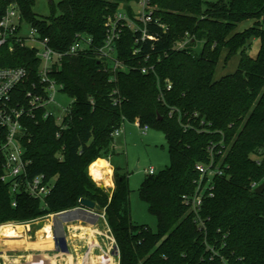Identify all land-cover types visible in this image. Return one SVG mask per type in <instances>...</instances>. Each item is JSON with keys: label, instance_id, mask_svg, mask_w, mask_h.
<instances>
[{"label": "trees", "instance_id": "16d2710c", "mask_svg": "<svg viewBox=\"0 0 264 264\" xmlns=\"http://www.w3.org/2000/svg\"><path fill=\"white\" fill-rule=\"evenodd\" d=\"M10 4L54 51L64 53L78 36L92 45L88 54L63 56L52 72L73 99L61 125L41 112L26 122L28 176L43 175L48 195L43 202L19 195L12 207L0 181V226L70 211L85 198L103 212L119 264H264V190L254 192L264 183V0H150L144 40L120 28L116 57L126 70L115 72L104 70L96 50L109 18L123 12L133 19L134 0H57L45 18L33 12L35 0H0V18ZM252 39L259 41L255 57L246 52ZM221 61H233L232 71L218 74ZM18 66L29 74L21 88L37 82L34 50H0V67ZM123 122L166 141L169 165L138 188L155 232L131 221L127 174L113 165L111 191L88 174L94 161L114 155L112 133ZM197 165L220 174L200 185ZM202 190L195 215L191 202Z\"/></svg>", "mask_w": 264, "mask_h": 264}, {"label": "built area", "instance_id": "2783aa9c", "mask_svg": "<svg viewBox=\"0 0 264 264\" xmlns=\"http://www.w3.org/2000/svg\"><path fill=\"white\" fill-rule=\"evenodd\" d=\"M134 5L133 19L121 12L105 23L107 35L102 46L96 50L98 60L105 66L104 70L109 69L112 72L126 70L116 57L115 42L119 37L120 28L127 27L132 31H139L142 34L141 40L145 38L146 24L151 21L153 8L150 6V0H134ZM91 45L90 37L78 36L64 53L54 51L48 46V39H41L37 29L22 21L20 11L15 4L8 5L0 18V50L7 49L12 52L17 47L28 48L35 51V57L39 62L37 82L29 84L25 89L21 86L29 82V74L24 67H0V181L8 187L12 197V207L16 206L17 196L22 194L43 202L52 187L51 183L45 182L43 175L32 178L28 176L27 169L30 162L24 159L25 148L22 144L27 137L26 122L35 120L37 113L41 112L43 120L53 117L61 125L63 117L71 108L73 99L67 98L62 92L63 86L51 77L52 72L54 68L59 69L63 56L88 54ZM183 46L184 42L178 43L176 47L181 49ZM135 53L137 50H134L133 54ZM147 72V68L141 69L142 74ZM113 94H116V91H113ZM57 97H66L69 101L62 106L57 103ZM112 101L116 104L115 99ZM50 107L59 109L60 114L56 115ZM124 124L123 122L113 131V139L121 135ZM60 128L64 127L60 126ZM141 129L145 134L149 127L143 126ZM196 170L200 174V185L201 180H205V186L210 183L213 176L220 174L211 170L210 166L197 165ZM145 174L154 175L155 171L150 167L145 170ZM254 187L257 186L254 184ZM202 195L203 190L197 191L191 202L195 215L201 205ZM78 208L70 210L69 214L76 212ZM88 213L95 215L92 212ZM63 214L64 212L50 216Z\"/></svg>", "mask_w": 264, "mask_h": 264}, {"label": "crops", "instance_id": "0c3cea01", "mask_svg": "<svg viewBox=\"0 0 264 264\" xmlns=\"http://www.w3.org/2000/svg\"><path fill=\"white\" fill-rule=\"evenodd\" d=\"M113 152L115 153L114 146ZM110 159H97L93 162L103 163L104 167H108L104 169L110 170L109 179L112 184L110 187H106L103 180H95L90 174V168L95 167L91 166L93 163L88 167V174L97 186L111 191L113 164ZM78 213L82 216H91L84 210ZM46 217H51V220H45L43 217L27 223H7L21 226L23 229L16 238L0 237V264H119L113 238L102 236V233L110 232L105 220L101 222L106 229L100 231L99 220L72 219L71 214L58 218L57 216L52 218L50 215ZM60 218H64V221ZM41 221H45L43 225L30 231L29 226ZM47 226L50 237L44 232Z\"/></svg>", "mask_w": 264, "mask_h": 264}, {"label": "rangeland", "instance_id": "374dc122", "mask_svg": "<svg viewBox=\"0 0 264 264\" xmlns=\"http://www.w3.org/2000/svg\"><path fill=\"white\" fill-rule=\"evenodd\" d=\"M50 2L55 5L57 0H35L33 12L39 17H48L51 14ZM132 8L135 9V5H133ZM250 25L251 21H248L241 24L240 28H246ZM201 47L202 43H196L194 46L195 53H199ZM258 50L259 41L257 39H252L246 50L247 54L255 57ZM233 67V61L227 65L223 64L221 61L218 74L232 71ZM56 101L59 105L65 106V103H68L69 100L66 97H57ZM50 110L56 115L60 114L59 109L50 107ZM112 144L115 153L110 157V160L119 172L127 174L129 179L131 221L134 225L146 226L155 232L157 229L156 218L149 213L146 203L140 199L138 188L146 177L145 170L152 167L155 173H158L169 165L165 138L162 133L152 129H149L144 134L137 124L125 122L121 135L115 138ZM106 191H110V189L107 188ZM70 214L72 219L77 220L94 219L101 222L104 218L101 210L94 213L92 212L96 217L94 215L82 216L78 211ZM53 217L55 216H52V218ZM45 220H51V217H45ZM44 222L45 221H41L38 224L29 226L30 231H33V229L39 225H43ZM103 228L106 229L102 222L98 224V230L102 231L104 230ZM102 236H108L109 239H112L110 232L107 234L102 233Z\"/></svg>", "mask_w": 264, "mask_h": 264}, {"label": "bare ground", "instance_id": "6f19581e", "mask_svg": "<svg viewBox=\"0 0 264 264\" xmlns=\"http://www.w3.org/2000/svg\"><path fill=\"white\" fill-rule=\"evenodd\" d=\"M104 170V171H101ZM90 174L93 176L95 180H103L106 184V187H110L112 184L109 179L110 170L108 169H99L97 167L90 168ZM91 177V176H90ZM102 185V184H101ZM60 220L64 221V218H60ZM23 227L21 226H12L11 224H6L0 227V237H7V238H16L22 231ZM44 232L48 233V237L51 236L49 232V226L44 228ZM41 251V250H39Z\"/></svg>", "mask_w": 264, "mask_h": 264}, {"label": "water", "instance_id": "95a60500", "mask_svg": "<svg viewBox=\"0 0 264 264\" xmlns=\"http://www.w3.org/2000/svg\"><path fill=\"white\" fill-rule=\"evenodd\" d=\"M263 190H264V183H262L258 187H256L254 192L256 194H261L263 192ZM81 210H86L88 212H93V213L100 211L98 205L95 202L88 200V199H85V198L79 200V208L77 209V211H81ZM69 212L70 211L64 212L63 215L69 214ZM59 216H61V215H58L57 218ZM94 216L96 217V215H94ZM115 249H116V252L118 254L117 247H115Z\"/></svg>", "mask_w": 264, "mask_h": 264}]
</instances>
